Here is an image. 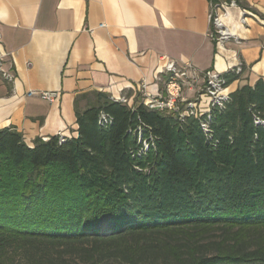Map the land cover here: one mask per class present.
Here are the masks:
<instances>
[{"label":"trees","instance_id":"obj_1","mask_svg":"<svg viewBox=\"0 0 264 264\" xmlns=\"http://www.w3.org/2000/svg\"><path fill=\"white\" fill-rule=\"evenodd\" d=\"M183 110L98 93L70 136L0 128V264H264V77Z\"/></svg>","mask_w":264,"mask_h":264},{"label":"crops","instance_id":"obj_2","mask_svg":"<svg viewBox=\"0 0 264 264\" xmlns=\"http://www.w3.org/2000/svg\"><path fill=\"white\" fill-rule=\"evenodd\" d=\"M208 12L209 0H0V61L13 75L0 72V128L15 127L29 145L75 134L76 107L95 104L98 93L133 103L142 80L147 93L161 91L162 56L200 71L242 67L230 91L264 77V0L228 8L234 36L221 44L210 37Z\"/></svg>","mask_w":264,"mask_h":264},{"label":"built area","instance_id":"obj_3","mask_svg":"<svg viewBox=\"0 0 264 264\" xmlns=\"http://www.w3.org/2000/svg\"><path fill=\"white\" fill-rule=\"evenodd\" d=\"M235 6H237L236 0H209L208 19L211 27L209 34L217 44H221L234 36L233 33L228 32L225 19L228 15V8ZM260 21L264 25V20ZM240 23L242 25L246 23V16L243 13L240 17ZM161 60L163 63L160 67L158 78L162 75H168L161 91L151 95L146 92L147 83L144 80L136 84L138 96L141 97V101L149 108L159 111H177L182 104L184 106V113L198 115L208 111L210 106H222L223 102L227 99L230 89L229 85H226L222 73L214 70L200 71L190 63L178 65L176 61L166 56H162ZM235 70L239 72L241 67L238 66ZM0 72L6 79H13V75L2 68L1 61ZM188 91L196 92L197 97L195 96L193 100L188 98ZM27 94H37L42 99L48 101H54L57 98V92L55 91H29ZM115 99L131 104L129 99L124 95ZM102 118L105 120L104 115H102ZM63 135L59 133L60 138Z\"/></svg>","mask_w":264,"mask_h":264},{"label":"rangeland","instance_id":"obj_4","mask_svg":"<svg viewBox=\"0 0 264 264\" xmlns=\"http://www.w3.org/2000/svg\"><path fill=\"white\" fill-rule=\"evenodd\" d=\"M185 91H186V89H184ZM194 93V94H193ZM189 97L188 98H190V99H194L195 98V96L197 97V93L196 92H191L189 95H188ZM136 101L138 102V101H141V97L140 96H138V97H136Z\"/></svg>","mask_w":264,"mask_h":264},{"label":"bare ground","instance_id":"obj_5","mask_svg":"<svg viewBox=\"0 0 264 264\" xmlns=\"http://www.w3.org/2000/svg\"><path fill=\"white\" fill-rule=\"evenodd\" d=\"M228 32H229V33H232L229 29H228Z\"/></svg>","mask_w":264,"mask_h":264},{"label":"water","instance_id":"obj_6","mask_svg":"<svg viewBox=\"0 0 264 264\" xmlns=\"http://www.w3.org/2000/svg\"><path fill=\"white\" fill-rule=\"evenodd\" d=\"M49 137H47V138H44V140H47Z\"/></svg>","mask_w":264,"mask_h":264}]
</instances>
